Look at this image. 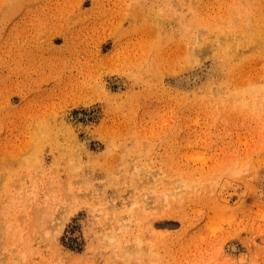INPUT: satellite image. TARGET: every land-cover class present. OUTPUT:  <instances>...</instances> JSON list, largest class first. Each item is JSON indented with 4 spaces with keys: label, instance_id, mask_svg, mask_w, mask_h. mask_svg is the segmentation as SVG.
Returning <instances> with one entry per match:
<instances>
[{
    "label": "rangeland",
    "instance_id": "374dc122",
    "mask_svg": "<svg viewBox=\"0 0 264 264\" xmlns=\"http://www.w3.org/2000/svg\"><path fill=\"white\" fill-rule=\"evenodd\" d=\"M0 264H264V0H0Z\"/></svg>",
    "mask_w": 264,
    "mask_h": 264
},
{
    "label": "bare ground",
    "instance_id": "6f19581e",
    "mask_svg": "<svg viewBox=\"0 0 264 264\" xmlns=\"http://www.w3.org/2000/svg\"><path fill=\"white\" fill-rule=\"evenodd\" d=\"M234 247V246H233Z\"/></svg>",
    "mask_w": 264,
    "mask_h": 264
}]
</instances>
